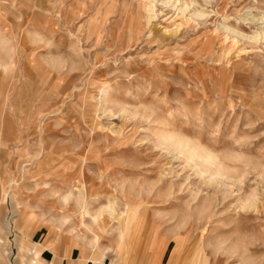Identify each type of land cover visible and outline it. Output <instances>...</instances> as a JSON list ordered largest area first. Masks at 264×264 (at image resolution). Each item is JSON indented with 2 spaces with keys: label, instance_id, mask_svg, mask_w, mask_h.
<instances>
[{
  "label": "rangeland",
  "instance_id": "obj_1",
  "mask_svg": "<svg viewBox=\"0 0 264 264\" xmlns=\"http://www.w3.org/2000/svg\"><path fill=\"white\" fill-rule=\"evenodd\" d=\"M41 228L264 264V0H0V264Z\"/></svg>",
  "mask_w": 264,
  "mask_h": 264
},
{
  "label": "crops",
  "instance_id": "obj_2",
  "mask_svg": "<svg viewBox=\"0 0 264 264\" xmlns=\"http://www.w3.org/2000/svg\"><path fill=\"white\" fill-rule=\"evenodd\" d=\"M42 228L35 232L31 240H20L19 246L30 260L21 264H113L109 261V254L91 248L94 253L83 252L80 248L56 249L51 239H43ZM169 253L168 245L160 247L149 264H165ZM31 256V257H30ZM125 260V259H123ZM126 261V260H125ZM119 264V263H115Z\"/></svg>",
  "mask_w": 264,
  "mask_h": 264
}]
</instances>
